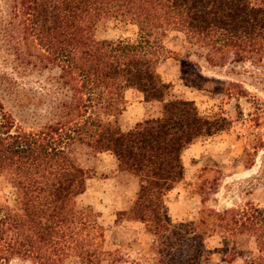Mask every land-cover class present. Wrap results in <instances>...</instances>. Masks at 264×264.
I'll list each match as a JSON object with an SVG mask.
<instances>
[{"label":"trees","instance_id":"16d2710c","mask_svg":"<svg viewBox=\"0 0 264 264\" xmlns=\"http://www.w3.org/2000/svg\"><path fill=\"white\" fill-rule=\"evenodd\" d=\"M169 31L211 52L229 51L234 64L249 62L264 90V0H0V39L11 43L17 68L40 83L37 91L15 90L17 113L0 96V178L9 185L0 199V261L122 258L96 242V216L76 203L87 178L74 155L79 145L112 154L120 171L137 178L115 223L124 216L143 225L153 264H213L205 240L217 231L252 235L257 254L244 261L264 264L263 209L221 208L232 213L225 225L168 214L166 197L184 180V150L230 124L192 99H167L173 85L159 68ZM126 90L160 102L161 114L121 129ZM37 106L43 113L23 110Z\"/></svg>","mask_w":264,"mask_h":264},{"label":"rangeland","instance_id":"374dc122","mask_svg":"<svg viewBox=\"0 0 264 264\" xmlns=\"http://www.w3.org/2000/svg\"><path fill=\"white\" fill-rule=\"evenodd\" d=\"M163 45L165 59L159 71L173 85L167 99L177 96L192 99L204 113L221 114L230 122L220 133L199 138L187 147V180L168 193L169 216L175 222L204 218L225 225L232 213L220 214L221 208L237 212L251 211L256 206L264 210V90L251 79L255 69L249 62L242 66L234 64L229 51L211 52L191 43L179 31H169ZM11 47V43L6 45L0 39V96L5 108L15 112L18 110L15 90L21 94L28 89L37 91L40 83L17 68ZM124 99V109L117 117L123 130L161 114L160 102H146L134 90H126ZM23 110L31 115L43 113L40 106ZM74 155L87 171L85 191L76 198V203L96 216L102 235L96 242H102L104 249L116 251L122 257L115 263L101 264H153L154 254L150 251L153 240L144 232L143 225L124 216L115 223L117 212L128 210L132 203L137 178L120 171L116 158L108 152L96 153L77 145ZM8 189L9 185L0 178V199ZM224 216L226 221L221 220ZM205 244L213 264H246L244 257L257 254L254 237L247 233L232 235L217 231L206 237ZM231 258L234 260L228 263ZM0 264L35 263L13 257ZM63 264L83 263L70 257Z\"/></svg>","mask_w":264,"mask_h":264},{"label":"crops","instance_id":"0c3cea01","mask_svg":"<svg viewBox=\"0 0 264 264\" xmlns=\"http://www.w3.org/2000/svg\"><path fill=\"white\" fill-rule=\"evenodd\" d=\"M138 94H140L139 92H137ZM140 96H142L141 94H140ZM142 100H143V98H142ZM158 115V114H157ZM138 122V121H137ZM187 149L188 148H186L185 150H184V152H183V155H182V158H183V164H184V167H185V175H184V180L182 181L183 183H184V181H186L187 180ZM182 183V184H183ZM185 184H186V182H185ZM176 188H178V186H176L174 189H176ZM173 189V190H174Z\"/></svg>","mask_w":264,"mask_h":264}]
</instances>
